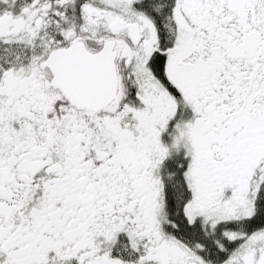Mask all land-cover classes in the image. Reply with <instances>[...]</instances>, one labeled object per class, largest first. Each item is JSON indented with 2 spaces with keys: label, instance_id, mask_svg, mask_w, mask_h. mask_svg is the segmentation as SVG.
I'll list each match as a JSON object with an SVG mask.
<instances>
[{
  "label": "snow or ice",
  "instance_id": "snow-or-ice-1",
  "mask_svg": "<svg viewBox=\"0 0 264 264\" xmlns=\"http://www.w3.org/2000/svg\"><path fill=\"white\" fill-rule=\"evenodd\" d=\"M0 264H264V0H0Z\"/></svg>",
  "mask_w": 264,
  "mask_h": 264
}]
</instances>
